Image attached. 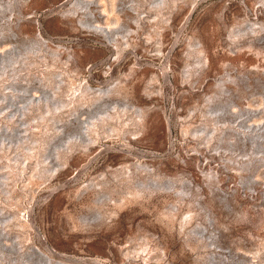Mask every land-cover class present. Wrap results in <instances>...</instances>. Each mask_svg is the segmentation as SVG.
I'll return each mask as SVG.
<instances>
[{
  "label": "rangeland",
  "instance_id": "obj_1",
  "mask_svg": "<svg viewBox=\"0 0 264 264\" xmlns=\"http://www.w3.org/2000/svg\"><path fill=\"white\" fill-rule=\"evenodd\" d=\"M0 264H264V0H0Z\"/></svg>",
  "mask_w": 264,
  "mask_h": 264
},
{
  "label": "bare ground",
  "instance_id": "obj_2",
  "mask_svg": "<svg viewBox=\"0 0 264 264\" xmlns=\"http://www.w3.org/2000/svg\"><path fill=\"white\" fill-rule=\"evenodd\" d=\"M104 91H100V93H103ZM88 124V123H87Z\"/></svg>",
  "mask_w": 264,
  "mask_h": 264
}]
</instances>
